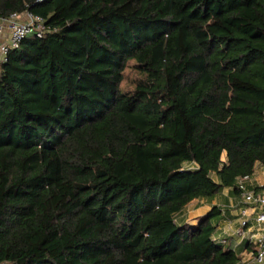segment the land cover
Segmentation results:
<instances>
[{"label":"trees","instance_id":"trees-1","mask_svg":"<svg viewBox=\"0 0 264 264\" xmlns=\"http://www.w3.org/2000/svg\"><path fill=\"white\" fill-rule=\"evenodd\" d=\"M25 13L46 31L0 64V263L240 264L219 207L179 217L264 167V0H0Z\"/></svg>","mask_w":264,"mask_h":264},{"label":"built area","instance_id":"built-area-1","mask_svg":"<svg viewBox=\"0 0 264 264\" xmlns=\"http://www.w3.org/2000/svg\"><path fill=\"white\" fill-rule=\"evenodd\" d=\"M25 14L26 21H20L21 15L17 14L0 18V35L5 27L8 31L7 39L0 42V64L8 61L11 49L18 47L25 38H43L46 31L43 19L30 13ZM252 176L240 178L236 183L241 199V218L233 236H237L240 242L247 241L252 245V250H247L244 255L248 257L245 264H264V189L249 188Z\"/></svg>","mask_w":264,"mask_h":264},{"label":"crops","instance_id":"crops-1","mask_svg":"<svg viewBox=\"0 0 264 264\" xmlns=\"http://www.w3.org/2000/svg\"><path fill=\"white\" fill-rule=\"evenodd\" d=\"M20 21H26V14L20 16ZM8 37L6 27L0 35V42ZM249 188H264V167L257 165L253 173ZM213 207H219L222 210V219L217 223L215 236L227 243L232 242L236 247H240L241 262L244 261L246 247L242 249L240 239L233 236L236 229L239 228L241 218V199L239 193L230 189H224L219 195L212 199L195 200L190 203L179 217L180 222L196 223L197 218L206 215Z\"/></svg>","mask_w":264,"mask_h":264},{"label":"rangeland","instance_id":"rangeland-1","mask_svg":"<svg viewBox=\"0 0 264 264\" xmlns=\"http://www.w3.org/2000/svg\"><path fill=\"white\" fill-rule=\"evenodd\" d=\"M137 79V75L134 71H132L131 69H128L126 72V79L123 83V88L126 90H131L133 87V83L135 82V80ZM248 257L245 256L244 257V261L241 264H245L247 263Z\"/></svg>","mask_w":264,"mask_h":264}]
</instances>
